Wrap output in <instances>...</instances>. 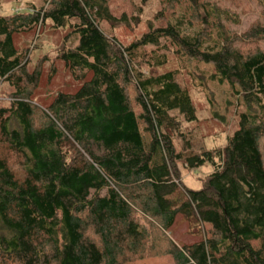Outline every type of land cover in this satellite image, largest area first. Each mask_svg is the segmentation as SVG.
<instances>
[{"label":"trees","instance_id":"obj_1","mask_svg":"<svg viewBox=\"0 0 264 264\" xmlns=\"http://www.w3.org/2000/svg\"><path fill=\"white\" fill-rule=\"evenodd\" d=\"M44 1L0 12V264H264V0H160L128 45L101 24L135 28L149 0ZM37 27L67 30L54 59L81 82L45 107L34 92L52 59L15 44ZM171 55L178 68L151 73ZM203 64L244 111L224 146L196 152L177 78ZM179 162L212 171L192 189ZM180 218L190 243L172 235Z\"/></svg>","mask_w":264,"mask_h":264},{"label":"rangeland","instance_id":"obj_2","mask_svg":"<svg viewBox=\"0 0 264 264\" xmlns=\"http://www.w3.org/2000/svg\"><path fill=\"white\" fill-rule=\"evenodd\" d=\"M30 2L34 3L38 8L46 5L44 0H0V12L11 14L17 10H25L30 6ZM161 7L160 0H149L143 8L141 24L135 28L125 25L113 27L106 22L101 24V28L107 35H115L123 45H128L136 35L147 30L148 22L153 20L154 15ZM255 8L256 6L253 4V11L243 17L240 25L231 26V28L240 32L248 28L259 15L260 10ZM66 33L67 30L54 31L47 29V27H37L29 33H21L15 36L17 47H28L31 50L30 55L33 59V65L45 53H48L54 61L55 72L53 75H51L52 60L42 65V74L39 85L34 92L33 100L40 107L48 105L57 93H73L81 85V82L76 81L65 68L64 62L54 59L56 49L63 42ZM37 41H42V47L38 50H33ZM77 42V38L74 36L68 40V44L72 46L76 45ZM178 67L176 58L171 55L166 65L153 68L151 73L158 74ZM211 73V66L203 64L200 68L193 67L192 70L180 72L177 78L178 83L190 92L196 108L197 120L192 123H183L182 125V130L187 134L192 149L196 152L224 146L227 136L233 134L238 128L239 114L244 111L240 99L232 95L229 85L219 84L217 81L209 79ZM11 90L7 83L0 81V105L8 104ZM182 146L183 140L178 139L177 148ZM179 169L182 181L192 189L201 188L206 175L212 171L209 165L198 169H189L182 162H179ZM142 222L145 223L144 221ZM172 232L173 236L182 239L184 242L190 243L194 240L191 235L187 234V224L183 218L178 220Z\"/></svg>","mask_w":264,"mask_h":264}]
</instances>
